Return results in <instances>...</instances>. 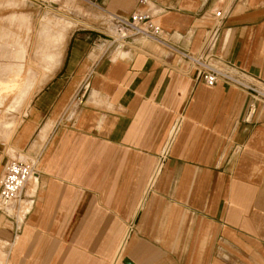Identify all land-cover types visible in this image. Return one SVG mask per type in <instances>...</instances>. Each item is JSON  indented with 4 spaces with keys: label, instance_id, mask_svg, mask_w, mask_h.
Masks as SVG:
<instances>
[{
    "label": "crops",
    "instance_id": "obj_1",
    "mask_svg": "<svg viewBox=\"0 0 264 264\" xmlns=\"http://www.w3.org/2000/svg\"><path fill=\"white\" fill-rule=\"evenodd\" d=\"M77 11L93 14L14 135L34 174L22 218L0 211V264H264V101L203 83L182 57L202 53L264 89V0H77ZM135 12L157 39L115 36L114 18Z\"/></svg>",
    "mask_w": 264,
    "mask_h": 264
},
{
    "label": "rangeland",
    "instance_id": "obj_2",
    "mask_svg": "<svg viewBox=\"0 0 264 264\" xmlns=\"http://www.w3.org/2000/svg\"><path fill=\"white\" fill-rule=\"evenodd\" d=\"M72 3L0 0V155L5 154L6 161L17 157L14 135L31 99L60 65L66 41L79 25L77 19L93 14L77 11V0Z\"/></svg>",
    "mask_w": 264,
    "mask_h": 264
},
{
    "label": "built area",
    "instance_id": "obj_3",
    "mask_svg": "<svg viewBox=\"0 0 264 264\" xmlns=\"http://www.w3.org/2000/svg\"><path fill=\"white\" fill-rule=\"evenodd\" d=\"M39 1L44 3L48 0ZM215 14L220 17L221 11L219 10ZM217 27L218 25L213 27L212 35L217 31ZM113 29L118 39H125L132 35L157 39L160 34L158 24L149 15L140 12L132 13L129 17L116 16L113 21ZM182 57L186 59L190 67L197 71V78L203 83L212 86L222 80L227 84L244 88L251 92L256 99L264 101L263 88L256 87L253 84H245L240 77L213 65L202 53L192 54L185 52L182 53ZM252 110L253 105L250 106L248 115L251 114ZM32 174H34V166L31 164L23 163L16 159H10L6 162L0 176V211H6L5 207L7 205L16 204L22 198L26 183ZM6 214L12 218H17L16 214Z\"/></svg>",
    "mask_w": 264,
    "mask_h": 264
},
{
    "label": "bare ground",
    "instance_id": "obj_4",
    "mask_svg": "<svg viewBox=\"0 0 264 264\" xmlns=\"http://www.w3.org/2000/svg\"><path fill=\"white\" fill-rule=\"evenodd\" d=\"M31 176L29 177V179L31 178ZM29 179H28V181H29ZM28 206H29L28 201H26L23 198H21L20 200L17 201L16 204L11 203V204L7 205L5 208H6V211L9 214H16L17 215V219L20 220L22 218L23 214L28 209Z\"/></svg>",
    "mask_w": 264,
    "mask_h": 264
}]
</instances>
